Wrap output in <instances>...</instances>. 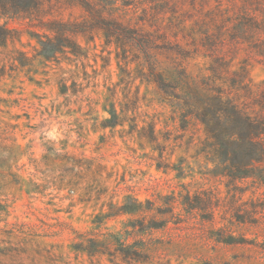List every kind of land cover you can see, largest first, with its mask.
Returning a JSON list of instances; mask_svg holds the SVG:
<instances>
[{
  "label": "rangeland",
  "instance_id": "obj_1",
  "mask_svg": "<svg viewBox=\"0 0 264 264\" xmlns=\"http://www.w3.org/2000/svg\"><path fill=\"white\" fill-rule=\"evenodd\" d=\"M114 2L123 21L191 50L183 58L156 53L165 63L177 60L191 82L208 73L209 58L193 46L200 28L218 23L213 11L230 2ZM45 9L83 19L71 4ZM26 23L9 20L17 31L0 44V264H264V216L243 224L232 215L261 201L263 188L242 183L234 193L204 173L212 163L202 151L203 126L144 80L137 49L93 29L73 36L75 51L47 55ZM254 50L245 42L222 46L230 71L245 69L256 88L264 58ZM203 190L219 205L205 220L190 208ZM132 200L154 205L123 213L120 206ZM151 217L166 222L137 230L136 220ZM218 228L250 241L217 244L211 234ZM129 244L139 257L122 253Z\"/></svg>",
  "mask_w": 264,
  "mask_h": 264
},
{
  "label": "trees",
  "instance_id": "obj_2",
  "mask_svg": "<svg viewBox=\"0 0 264 264\" xmlns=\"http://www.w3.org/2000/svg\"><path fill=\"white\" fill-rule=\"evenodd\" d=\"M114 1L0 0V20H4L0 23V44L13 37L17 30L9 26L8 21L18 18L29 20L26 32L41 44L47 55L65 49L75 51L77 44L73 36L93 29L101 30L108 41L113 40L118 45L131 44L140 54L144 80L171 98L175 110L180 111L183 117H193L196 123L203 126L206 141H202V151L212 163L211 167H205L204 173L222 178L227 189L234 193L243 191L245 186L242 183L258 185L264 193V80L253 88L245 69L230 71L226 53L222 51L226 41L245 42L264 58V0H227L230 8L218 6L213 11L212 16L219 18L218 23L214 29L200 28L199 41L193 46V53L202 51V55L209 58L208 73L193 75V82L186 68L177 60L168 64L157 56L163 51H172L183 58L191 50L171 43L157 30L149 31L123 21L124 16L118 13L119 7ZM53 3L82 8L83 19L64 20L49 14L52 11H47L45 7ZM112 117H115L114 113ZM192 201L190 208L193 212L198 211L203 220L207 219L205 215L213 217L219 208L218 200L210 191L193 194ZM152 205L150 201L132 200L121 205L120 209L123 213L146 212L151 210ZM232 215L239 223H256L264 216V194L261 201L250 202L242 210H234ZM136 221H140L137 230H152L166 222L162 220L158 224L154 217L145 223L144 220ZM135 222L131 224L133 228L137 227ZM211 235L217 244L250 241L243 235L236 237L221 228ZM129 246H121L122 253L131 258L139 257V250Z\"/></svg>",
  "mask_w": 264,
  "mask_h": 264
}]
</instances>
